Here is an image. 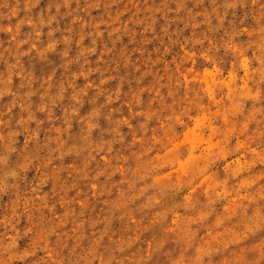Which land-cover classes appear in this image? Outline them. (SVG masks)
<instances>
[{"label":"rangeland","instance_id":"374dc122","mask_svg":"<svg viewBox=\"0 0 264 264\" xmlns=\"http://www.w3.org/2000/svg\"><path fill=\"white\" fill-rule=\"evenodd\" d=\"M262 5L0 0V243L23 264H173L205 241L204 264H264Z\"/></svg>","mask_w":264,"mask_h":264},{"label":"clouds","instance_id":"9594fccd","mask_svg":"<svg viewBox=\"0 0 264 264\" xmlns=\"http://www.w3.org/2000/svg\"><path fill=\"white\" fill-rule=\"evenodd\" d=\"M264 7V5H262ZM261 33H264V28L260 29ZM258 47L261 50H264V35L260 37V43ZM247 59L242 60V64L245 68H247ZM262 78H264V66L260 69ZM247 72H245V83L243 88L245 89L244 95H249L250 93L247 90ZM234 91V90H233ZM261 162L264 163V156H261ZM174 159L172 158L171 151L169 153L162 154L158 158H156V162L152 164L153 168H159L169 163H174ZM150 163H152L150 161ZM147 173H145L146 175ZM15 176V173L5 174V176ZM199 179V177H197ZM7 185L5 184V177H0V191H2ZM144 191L143 188L140 189V194ZM135 199L136 197H131ZM247 199H254L253 197H246ZM261 198H264V194H261ZM158 203V201H156ZM239 205H237L238 207ZM235 210V209H234ZM206 218V213L203 212L197 217H190L189 220L192 223H195L197 220H202ZM249 221H261L264 222V215H261L259 211L253 213L251 216L248 217ZM173 223H176L175 221ZM183 236L181 239L184 241L186 247L191 246L192 241L195 237V232H190L187 227L183 229ZM218 235L222 236L223 233H218ZM215 239V237H213ZM209 241H205L204 244L198 245L194 249V255L187 260L181 254L176 260L173 261V264H204V257H207L212 252H215L217 249L209 247ZM18 242L17 237L15 235H9L7 237V243H0V264H15V262L19 261L23 264L24 261L27 260L29 255H31L28 251H17ZM73 251H75L73 249ZM91 253H87L84 256H80L78 259L68 260L66 261L64 257L60 256L58 251L48 250V260L47 264H80L81 261H84V264H92V261L88 259V256Z\"/></svg>","mask_w":264,"mask_h":264}]
</instances>
